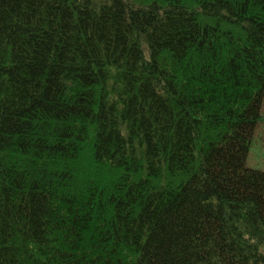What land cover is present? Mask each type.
I'll list each match as a JSON object with an SVG mask.
<instances>
[{
	"label": "trees",
	"instance_id": "16d2710c",
	"mask_svg": "<svg viewBox=\"0 0 264 264\" xmlns=\"http://www.w3.org/2000/svg\"><path fill=\"white\" fill-rule=\"evenodd\" d=\"M264 0H0V264H264Z\"/></svg>",
	"mask_w": 264,
	"mask_h": 264
},
{
	"label": "rangeland",
	"instance_id": "374dc122",
	"mask_svg": "<svg viewBox=\"0 0 264 264\" xmlns=\"http://www.w3.org/2000/svg\"><path fill=\"white\" fill-rule=\"evenodd\" d=\"M261 116L262 119L258 123L254 133L247 165L249 168L264 171V102Z\"/></svg>",
	"mask_w": 264,
	"mask_h": 264
}]
</instances>
